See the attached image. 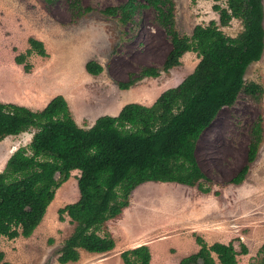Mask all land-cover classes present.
I'll return each mask as SVG.
<instances>
[{"label":"trees","instance_id":"obj_1","mask_svg":"<svg viewBox=\"0 0 264 264\" xmlns=\"http://www.w3.org/2000/svg\"><path fill=\"white\" fill-rule=\"evenodd\" d=\"M50 3L52 0H44ZM155 8L157 23L163 28L170 48L160 68L143 67L136 78L119 83L128 89L144 77H158L180 64L186 52H195L199 61L179 84L162 91L149 105L124 104L116 115H102L89 128L79 127L66 99L58 94L40 110L16 103L0 102V136H17L35 128L27 146H20L7 158L0 171V237H29L45 215L56 189L79 171V198L57 210L58 219L68 216L73 232L59 249L60 264L76 262L81 251L103 253L114 248L107 230L108 220L116 218L129 205L132 191L147 181L171 182L196 186L201 192L206 179L195 148L200 134L212 123L223 107L234 104L241 92L256 93L259 85L247 83V67L260 59L264 50L263 0H225L220 6L213 1L218 22L197 24L190 35H181L175 26L174 0H145ZM195 2L196 0H191ZM78 17L93 11L72 0ZM142 1L127 0L99 9L106 17L121 24L135 23ZM240 19L242 30L226 35L220 27ZM28 48L14 57L25 72L32 65L27 57L35 53L47 57L44 43L27 38ZM85 70L98 75L102 66L95 60L85 63ZM262 116L259 114L249 131L246 162L230 182L241 184L250 164L256 159L262 141ZM199 249L178 264H237V255L248 253L240 242H213L193 234ZM257 264H264V242L260 245ZM0 251V264L3 260ZM123 264H150V251L142 244L120 253Z\"/></svg>","mask_w":264,"mask_h":264},{"label":"rangeland","instance_id":"obj_2","mask_svg":"<svg viewBox=\"0 0 264 264\" xmlns=\"http://www.w3.org/2000/svg\"><path fill=\"white\" fill-rule=\"evenodd\" d=\"M124 1L127 0H79L82 7L91 6L94 10L78 17L72 0L50 3L0 0V79L6 81L9 101H18V88L22 99L31 98L20 87L30 86L40 75L58 86L66 85L64 91L72 97L74 116L82 124L102 115H116L129 102L149 106L162 91L179 84L198 63L195 52L184 53L178 66L168 72L161 71L158 77H144L128 89L119 87V83L136 78L143 67L160 68L170 48L163 28L156 21L154 6L145 0H136L144 6L133 24L123 25L99 12ZM174 3L175 26L181 35H190L197 24L218 22L211 0H174ZM218 3L226 5L225 0ZM220 28L226 35L236 36L243 26L240 19L233 18ZM30 36L44 43L48 56L32 53L27 57L32 68L25 72L21 64L14 62V57L25 52ZM89 60L102 66L101 73L86 72L85 63ZM244 79L258 84V92H241L233 105L219 110L197 139L195 156L206 176L202 184L210 191L203 193L196 186L147 181L132 191L131 211L125 216L134 214L135 228L155 227L156 234L189 231L202 236L208 244L233 241L237 251L242 242L248 253L238 254L237 264H257L258 250L264 242V50L260 59L247 67ZM44 101L45 98L37 109ZM259 114L263 131L256 159L243 182L233 184L230 179L246 162L250 127ZM35 131L31 128L17 136H0V171L15 149L29 144ZM78 175V170L72 171L68 180L56 189L45 215L29 237H0L3 260L9 264H60L59 249L72 234L74 224L66 215L60 221L57 210L79 198ZM188 239L160 243L168 254L169 246L175 243L177 251L170 254L176 258L179 248L190 249L195 244L193 238L189 243ZM88 254L91 253L81 251L78 261L66 264H99V258Z\"/></svg>","mask_w":264,"mask_h":264},{"label":"crops","instance_id":"obj_3","mask_svg":"<svg viewBox=\"0 0 264 264\" xmlns=\"http://www.w3.org/2000/svg\"><path fill=\"white\" fill-rule=\"evenodd\" d=\"M6 86V81L4 78L0 79V102L8 103L10 102L9 99L10 97L6 95L7 88ZM66 85H57L54 84L53 82L49 81L47 78L46 79H41V76H36L32 84L28 87H20L22 91L25 92L27 90L28 94H30L31 98L28 99H22L20 96V89H17V92H19L16 95V100L18 101H11V103H16L19 105L23 106H30L29 108L31 110H40L42 109L48 101L54 97L55 95H62L67 101L68 105L70 106V110L73 113V118L78 124L79 127L85 128L82 124L88 125L86 128H89L93 125L95 120H87L83 121L82 124H79L78 121L76 120L74 116V111L72 110V97L68 96L66 94V90L64 91ZM46 96V97H45ZM42 98V99H41ZM45 101L44 103L38 108V104L42 100ZM119 112V111H118ZM85 128V129H86ZM12 136V135H9ZM131 202V201H130ZM130 202L129 205L122 211V213L117 216L116 218L108 220L106 223L107 230L111 234L112 238L114 239L115 246L112 250L103 252V253H91L88 254L91 257H97L99 258V264H122L123 261L120 257V253L123 250L130 249L142 244H146L149 248L150 251V264H178L179 261L193 253L196 252L199 249V245L195 242L194 245L191 244L190 249L188 248H179L180 254L179 256L172 257L170 253H175L177 251L176 244H171L169 246V254L166 252L162 247L161 243L162 241L173 239L175 242H178L180 238L188 237L189 239L187 240L188 243L192 242V238L194 239V235L191 232H175V233H157V229L155 227H147V228H138L134 227L132 224L134 223L133 218H135V215H126L127 212L131 211L130 209ZM174 226V225H173ZM159 229V228H158ZM177 230V229H176ZM203 231H206V229L202 228ZM192 237V238H191ZM186 241V242H187ZM195 241V239H194ZM172 248L173 251L171 250ZM191 251V253H189ZM84 252V251H83ZM90 253V252H89Z\"/></svg>","mask_w":264,"mask_h":264}]
</instances>
